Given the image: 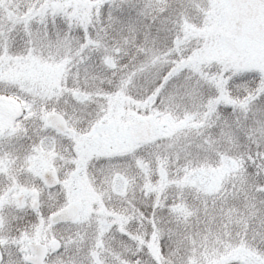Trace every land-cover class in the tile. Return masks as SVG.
Wrapping results in <instances>:
<instances>
[{
	"label": "snow or ice",
	"instance_id": "1",
	"mask_svg": "<svg viewBox=\"0 0 264 264\" xmlns=\"http://www.w3.org/2000/svg\"><path fill=\"white\" fill-rule=\"evenodd\" d=\"M0 264H264V0H0Z\"/></svg>",
	"mask_w": 264,
	"mask_h": 264
}]
</instances>
